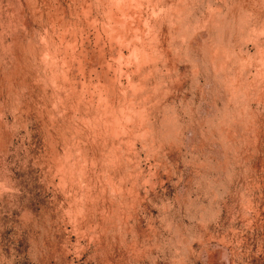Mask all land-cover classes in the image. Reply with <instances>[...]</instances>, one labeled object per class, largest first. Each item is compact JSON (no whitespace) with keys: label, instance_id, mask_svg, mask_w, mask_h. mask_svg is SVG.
Masks as SVG:
<instances>
[{"label":"rangeland","instance_id":"1","mask_svg":"<svg viewBox=\"0 0 264 264\" xmlns=\"http://www.w3.org/2000/svg\"><path fill=\"white\" fill-rule=\"evenodd\" d=\"M0 264H264V0H0Z\"/></svg>","mask_w":264,"mask_h":264}]
</instances>
